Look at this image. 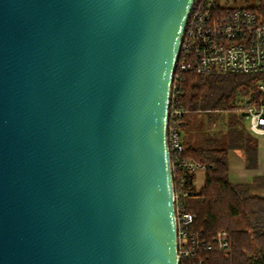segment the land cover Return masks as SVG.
Here are the masks:
<instances>
[{"label": "water", "instance_id": "obj_1", "mask_svg": "<svg viewBox=\"0 0 264 264\" xmlns=\"http://www.w3.org/2000/svg\"><path fill=\"white\" fill-rule=\"evenodd\" d=\"M194 3L0 0V264H179L167 130Z\"/></svg>", "mask_w": 264, "mask_h": 264}, {"label": "trees", "instance_id": "obj_2", "mask_svg": "<svg viewBox=\"0 0 264 264\" xmlns=\"http://www.w3.org/2000/svg\"><path fill=\"white\" fill-rule=\"evenodd\" d=\"M252 9L264 12V1ZM262 73L201 74L193 69L185 73L179 95V105L188 111L183 118L181 156L207 165L199 188L192 184L196 173H184L186 187L194 191L183 200L185 211L195 215L191 229L202 242H213L220 230L226 231L230 242L227 250H207L204 260L194 257L186 264H264V175L233 183L228 162L229 150L240 149L248 167L257 165L258 139L245 123L243 107L264 98L257 87ZM239 95L249 98L241 102ZM198 116L209 123L199 133L193 128ZM217 123L219 127L210 130ZM178 175L173 171L175 187Z\"/></svg>", "mask_w": 264, "mask_h": 264}, {"label": "built area", "instance_id": "obj_3", "mask_svg": "<svg viewBox=\"0 0 264 264\" xmlns=\"http://www.w3.org/2000/svg\"><path fill=\"white\" fill-rule=\"evenodd\" d=\"M230 1L195 0L171 84L167 137L170 154L174 155L172 171L179 174L176 187L174 185L179 264H186L194 257L202 261L205 251L227 250L230 246L224 230L217 232L213 242H202L200 235L191 229L195 215L185 211L183 200L194 191L186 187L184 173H196L207 167L181 156L184 150L183 118L188 111L179 105V95L185 73L191 69L201 74H257L264 71V12L252 9L257 5H232ZM257 87L264 91V82L258 81ZM243 108L249 130L264 140V98ZM192 184L196 186V179Z\"/></svg>", "mask_w": 264, "mask_h": 264}, {"label": "crops", "instance_id": "obj_4", "mask_svg": "<svg viewBox=\"0 0 264 264\" xmlns=\"http://www.w3.org/2000/svg\"><path fill=\"white\" fill-rule=\"evenodd\" d=\"M229 177L233 183L251 182L254 177L264 175V160H259L256 166L248 167L244 153L240 149H230L228 152ZM197 186V184H196ZM199 188V186H197Z\"/></svg>", "mask_w": 264, "mask_h": 264}, {"label": "rangeland", "instance_id": "obj_5", "mask_svg": "<svg viewBox=\"0 0 264 264\" xmlns=\"http://www.w3.org/2000/svg\"><path fill=\"white\" fill-rule=\"evenodd\" d=\"M229 3L232 5H240V6H258L262 3L261 0H231ZM260 82H264V71L260 75L259 80ZM248 96H242L239 95V99H241V102H246L248 100ZM239 99L236 101L238 102ZM196 120L193 121V128L195 129V132H201L203 128L207 129L208 128V121L205 116H198L195 117ZM245 123L247 124V119L245 120ZM206 125V127H204ZM219 127V124H214L210 125V130L217 129ZM258 139V150H259V160L263 161L264 160V140L260 136H256ZM205 178V171L203 169H200L196 172V184L197 186L201 187Z\"/></svg>", "mask_w": 264, "mask_h": 264}]
</instances>
